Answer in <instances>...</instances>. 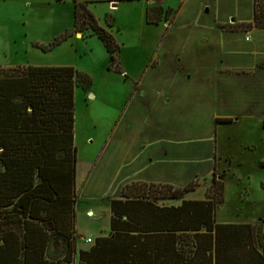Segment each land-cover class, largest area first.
<instances>
[{"label":"trees","instance_id":"obj_1","mask_svg":"<svg viewBox=\"0 0 264 264\" xmlns=\"http://www.w3.org/2000/svg\"><path fill=\"white\" fill-rule=\"evenodd\" d=\"M175 13L150 8L146 22L158 25ZM106 21L114 26L111 16ZM254 28L264 29V0H254L252 22L231 27ZM86 32L103 43L111 70L119 45L88 3L74 0L73 29L56 43ZM93 83L71 66L0 67V264H71L76 257L79 264H264V221L217 222L225 183L216 176L200 201L185 199L194 182L126 185L110 203L109 235L77 249L76 91ZM167 200L182 202L159 204Z\"/></svg>","mask_w":264,"mask_h":264},{"label":"rangeland","instance_id":"obj_2","mask_svg":"<svg viewBox=\"0 0 264 264\" xmlns=\"http://www.w3.org/2000/svg\"><path fill=\"white\" fill-rule=\"evenodd\" d=\"M76 1L91 2L88 4L89 9L99 24L110 31L118 43L121 50L117 54V63L113 70L109 69L111 59L103 43L96 36H90V32L76 34L62 44L56 43L62 35L73 29L74 0H0V67L71 66L89 74L94 80L91 88L95 99H91L92 94L79 87L75 103V186L79 195L76 233L77 249L80 250L91 247L96 238L108 236L110 233V203L113 199L120 198L122 189L113 191L110 187L106 190L98 187L92 188L91 193L85 190L94 175L91 186L99 183L105 185L108 182L107 187L109 182L116 180L114 172L120 161L117 159L109 164V150L104 158L103 153L125 107L136 109L141 106L142 102L138 99L134 102L135 97L130 101L133 80L137 79L151 60L155 48L158 47L156 43L163 33L159 26L146 25L145 16L141 15V8H138V1L122 0L119 8H112L106 0ZM172 2L166 1L167 5ZM160 9L164 11L163 8ZM226 9L227 7L223 8L224 15ZM190 10L187 8L181 19L188 16ZM240 11L244 18H249L246 0H242ZM107 16L113 19L114 26L111 29L106 21ZM172 19L173 15L164 21L167 28ZM231 25L229 22L228 27ZM180 52L186 62H198L197 54L190 48L182 47ZM162 57L165 56L159 55L155 58L159 61ZM166 57L170 58L168 55ZM156 64L153 60L152 66L155 67ZM116 69L125 71L130 79L126 80L119 72H115ZM179 93L180 96L185 95L182 89L177 91V94ZM259 111L260 108L251 106L230 107L229 111L224 107L214 110L206 107L200 113L208 124L211 121V112L221 115L230 113L238 119L236 125H216L219 128L216 152L220 166H217L215 175L212 173L193 179L191 182L195 183L196 190L185 196L206 199V192L211 189L213 177L216 176V180L224 182V205L218 208L216 213L220 223L259 225L264 221V166L261 165L264 163V128L261 126V116L257 113ZM124 123L125 120L120 122L118 128ZM117 130L123 133L120 128ZM192 156L188 162H184V167H196L195 171L200 170L205 176L213 159L200 160L196 166L197 157L201 158L200 151ZM224 156L231 157L230 166L226 164L228 160H225ZM220 158H223V162ZM119 169L120 174L122 167ZM170 202L180 203L159 201L162 205ZM88 239H92L93 243H87L85 240ZM59 249L61 244L55 242L52 250L56 252ZM71 264H79L78 257Z\"/></svg>","mask_w":264,"mask_h":264},{"label":"crops","instance_id":"obj_3","mask_svg":"<svg viewBox=\"0 0 264 264\" xmlns=\"http://www.w3.org/2000/svg\"><path fill=\"white\" fill-rule=\"evenodd\" d=\"M106 1L112 8H119L122 2ZM133 1H138V8H141L147 26L151 25L146 22V12L150 8H163L164 11L171 9L176 13L168 28L164 22L168 20L165 15L161 23L156 25L162 28L163 34L156 43L158 47L151 60L133 80L130 96V101L135 97L134 102L138 99L142 104L136 109L125 107L103 153L104 158L109 150V164L117 159L120 161L114 172L116 180L109 182L107 187L108 182L91 186L94 175L86 187L88 193L98 187L102 190L110 187L118 191L133 183L184 188L197 177L215 175L217 166H220L216 152L218 126L236 125L238 119L230 113L221 115L211 112L210 124L205 123L200 113L206 107L212 110L224 107L226 111L230 107L260 108L257 113L261 116V126L264 128V29L254 28L248 32L231 29L232 26L253 21L254 0H246L249 18L241 15L242 0H172L170 5L166 3L169 0ZM224 7H227L225 15ZM187 8L188 11L191 8L190 14L181 19ZM229 22L232 25L228 27ZM182 47L193 50L198 62H186L181 57ZM159 55L165 57L158 61L155 57ZM153 60L157 62L155 67L152 66ZM163 60L164 63L161 62ZM115 67L116 64L111 70ZM115 72H119L126 80L130 79L125 71L116 69ZM181 89L184 96L177 94ZM88 93L92 94L91 99L95 97L92 88ZM124 120V125L119 127L123 133H119L118 124ZM217 120L230 122L216 124ZM199 151L201 158L197 157L196 166L200 160L213 159L205 176L200 170L195 171L196 167H184V162H188ZM224 157L230 166L231 157ZM220 160L223 162V158ZM261 165L264 166V163ZM120 167L122 170L119 174ZM181 202H170L164 206L177 207Z\"/></svg>","mask_w":264,"mask_h":264},{"label":"built area","instance_id":"obj_4","mask_svg":"<svg viewBox=\"0 0 264 264\" xmlns=\"http://www.w3.org/2000/svg\"><path fill=\"white\" fill-rule=\"evenodd\" d=\"M85 241H87V243H90V244L93 243L92 239H88V240H85Z\"/></svg>","mask_w":264,"mask_h":264},{"label":"water","instance_id":"obj_5","mask_svg":"<svg viewBox=\"0 0 264 264\" xmlns=\"http://www.w3.org/2000/svg\"><path fill=\"white\" fill-rule=\"evenodd\" d=\"M115 6V5H114Z\"/></svg>","mask_w":264,"mask_h":264}]
</instances>
